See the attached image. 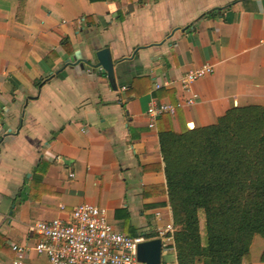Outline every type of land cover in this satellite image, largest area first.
Listing matches in <instances>:
<instances>
[{
  "label": "crops",
  "instance_id": "obj_1",
  "mask_svg": "<svg viewBox=\"0 0 264 264\" xmlns=\"http://www.w3.org/2000/svg\"><path fill=\"white\" fill-rule=\"evenodd\" d=\"M103 49L110 77L70 62ZM206 64L189 105L183 79ZM153 103L182 107L149 128ZM246 106L264 107V0H0V264L37 244L32 225L85 203L123 234L158 238L174 225L160 132ZM263 253L256 236L249 264ZM24 264L48 260L30 250ZM162 264H178L174 248Z\"/></svg>",
  "mask_w": 264,
  "mask_h": 264
},
{
  "label": "trees",
  "instance_id": "obj_2",
  "mask_svg": "<svg viewBox=\"0 0 264 264\" xmlns=\"http://www.w3.org/2000/svg\"><path fill=\"white\" fill-rule=\"evenodd\" d=\"M159 138L178 264H249L264 239V107Z\"/></svg>",
  "mask_w": 264,
  "mask_h": 264
},
{
  "label": "built area",
  "instance_id": "obj_3",
  "mask_svg": "<svg viewBox=\"0 0 264 264\" xmlns=\"http://www.w3.org/2000/svg\"><path fill=\"white\" fill-rule=\"evenodd\" d=\"M213 73L214 67L206 64L186 74L182 88L189 94L187 104H194L199 97L193 91L195 83ZM121 91L125 93L128 88L124 87ZM180 107L182 104L153 103L147 112L149 128L154 127L160 116H174ZM30 230L39 236V241L33 248L13 245L12 264H24L30 250L44 255L48 264H139L138 246L146 241L143 236L133 237L117 231L109 222L107 209L89 203L75 207L70 220L37 222ZM174 233L172 224L158 230V238L164 247L174 246Z\"/></svg>",
  "mask_w": 264,
  "mask_h": 264
},
{
  "label": "water",
  "instance_id": "obj_4",
  "mask_svg": "<svg viewBox=\"0 0 264 264\" xmlns=\"http://www.w3.org/2000/svg\"><path fill=\"white\" fill-rule=\"evenodd\" d=\"M96 60H78L75 63L70 61L73 65L79 66L90 74H97L100 77L108 75L110 77L113 73V63L110 58L108 49H103L96 54ZM190 128L193 125L190 124ZM163 243L160 238L146 240L138 246L137 259L141 264H162L163 257Z\"/></svg>",
  "mask_w": 264,
  "mask_h": 264
},
{
  "label": "rangeland",
  "instance_id": "obj_5",
  "mask_svg": "<svg viewBox=\"0 0 264 264\" xmlns=\"http://www.w3.org/2000/svg\"><path fill=\"white\" fill-rule=\"evenodd\" d=\"M263 239V238H262ZM264 240V239H263Z\"/></svg>",
  "mask_w": 264,
  "mask_h": 264
}]
</instances>
